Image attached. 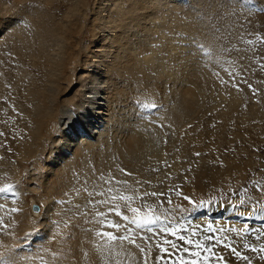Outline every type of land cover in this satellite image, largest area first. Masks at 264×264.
<instances>
[{
	"label": "bare ground",
	"instance_id": "bare-ground-1",
	"mask_svg": "<svg viewBox=\"0 0 264 264\" xmlns=\"http://www.w3.org/2000/svg\"><path fill=\"white\" fill-rule=\"evenodd\" d=\"M24 1L30 0H15L18 7L21 3L20 12H23V15L28 11ZM71 2L75 14L89 12L87 18L90 42L83 47L81 39L84 25L70 22L52 28L50 36L56 40V46L52 48L54 54L49 52L48 48L45 49L44 45L40 48L38 56L32 55L31 61L35 67L38 62L47 63L44 70L46 85L37 86L33 83L25 96L32 106L23 118L24 121L27 119L29 126H23L21 132H24L27 138L30 137V143H24L23 160L17 163L12 172L15 180L19 181L24 178V173L26 175L28 172L27 164L32 163L33 170L27 173L26 179L33 195L37 194L36 203H41L43 209L39 218L29 212V205L25 202L27 192L21 193L15 189L16 198L0 197V204L5 205L4 209H0V216H3L5 223L9 225L7 234L0 232V253L5 255L9 264H40L39 260H33L32 257L40 255L38 249L41 248L47 249L43 253L45 264H115L114 260L108 259L102 242L94 237L95 231L99 229L96 213H107L112 206L111 203L100 204L99 201H108L110 195L139 197L145 189L155 192V185H160L167 177L171 178L183 172L181 170L184 169L185 160L182 164L179 162L184 158L182 155L189 145H193V152L203 153L205 149L208 150L210 146L205 145L207 138L204 136V127L196 122L200 98L197 90H207L211 83L217 81L218 76L219 79H226L227 74L229 76L228 71H234V68L216 65L219 54L216 55V45L214 46L212 37L207 34L202 21L193 17L185 19L182 16L178 21L181 23L171 29L158 22L161 20L158 8L160 2L170 12L171 6L166 0H128L129 8H118L113 14H110L112 10L108 0H94L92 7L88 0ZM262 3L264 6V0ZM45 4L51 6L52 1L47 0ZM173 6L172 11L176 7ZM191 7L192 4L188 2L185 14H191ZM19 9L15 8V11ZM7 13L8 10L6 15ZM1 16L3 17L2 14ZM13 16H9L8 20L0 18V35L8 30L7 21H11ZM72 16H68V19ZM154 30L164 37H169L159 43V50L155 46L149 50L145 45V42H150L147 45L154 43V34L150 35ZM193 40L204 48L211 49L213 59L206 58L195 46H185ZM13 42V49L19 53L30 47L27 40L20 41L15 38ZM161 45L164 46L162 51ZM200 56L201 58H198ZM210 65H214V70L218 68L219 71L214 72ZM147 66H150L151 70L147 69ZM81 72H86L87 75H81ZM149 72L156 74V81L153 83L149 82ZM115 74H118L119 78ZM133 77H142L141 85L131 83L127 87L123 80ZM224 83L227 85L229 82ZM219 86L223 88L222 84ZM146 101L155 103L158 109L150 120L142 119L144 113L139 108V105ZM234 103L238 109L237 100ZM150 121H160L166 127L157 128ZM216 126L214 133L218 134V139L221 140L228 127L226 124ZM166 130L169 135L164 137ZM165 138H168V142ZM177 146L182 149L176 151V160L166 163L168 158L165 156ZM180 150H184L183 154ZM152 160L160 161L161 163H158L163 164L162 170L156 172L158 168ZM1 164L7 165L4 161H1ZM234 167L225 166L224 174L230 175L233 169L236 180H243L241 172ZM120 169L131 175H126ZM101 175L103 180L100 179ZM206 178L211 181L210 184L205 182ZM185 180V192L194 193L201 199L208 187L215 186L217 180L224 185L228 184L222 176L217 179L215 173L212 175L207 164L193 168ZM115 181H126L127 185L116 184ZM137 181L140 183L137 184ZM146 181L148 183H145ZM109 188L112 189L111 192H108ZM100 192L104 195H98ZM90 200L97 202V206L89 208ZM116 203L120 204L125 215L132 216L126 213L123 201ZM175 204L185 208L191 207L182 198L173 200V205L163 208L168 210ZM133 205L134 202L132 207ZM13 207L17 208L18 212L10 213L9 210ZM211 212L207 216L235 217L231 221L233 225L237 221H245V224L250 221L245 210H233L227 205L218 204L217 209ZM239 212H244L245 216L240 217ZM174 213L180 216L182 214L179 210ZM189 214L181 219L186 226H189L188 221L197 216V213L192 216ZM108 218L120 224L125 223L114 213H110ZM263 220L257 218L255 221ZM57 224L58 228L55 227ZM241 228L243 225L236 229ZM213 229H219L216 221ZM227 229H231V225L225 228L226 231ZM54 232L58 235L50 239ZM214 233L218 235L217 231ZM125 250L130 255L126 259L123 255L118 259L122 260L123 264H137L140 259L139 251L127 244ZM52 253L57 254L56 259H53Z\"/></svg>",
	"mask_w": 264,
	"mask_h": 264
},
{
	"label": "rangeland",
	"instance_id": "rangeland-1",
	"mask_svg": "<svg viewBox=\"0 0 264 264\" xmlns=\"http://www.w3.org/2000/svg\"><path fill=\"white\" fill-rule=\"evenodd\" d=\"M30 1H24L27 3V10L29 11L26 13H29V16L26 17V14L23 15V12H20L22 9L21 3L18 7V5L15 4V0H0V18L8 20L10 19L9 16L14 15L11 17L10 23L7 21L8 30L0 35V73L2 74H0V79L2 78V81L0 80L2 83H0V134H2L0 135V186L12 184L15 185V189L21 193L27 192L25 195V202L29 205V212L32 213L33 216L38 215L39 218L43 208L40 206L41 203H36L37 194L33 195V191L30 190L26 179L28 178L26 177L28 175L27 173L33 170L32 163L30 162L27 164L28 172H26V175L24 173V178H21L19 181L15 180V175L13 173L17 163H21L20 160L22 159L24 143H30L28 140L30 137L27 138V135L21 132L23 126H29L27 125V119L24 121L23 118L31 110L32 106L28 103L25 96H27V91L33 86V83L34 85L37 84V86L46 85L44 70L47 63L46 61L38 62L36 63L37 67H35L31 61L33 60L32 55L38 56L40 48L44 47V45H46L45 49L48 48L47 50L54 54L52 51H54L53 46H56V40L53 37L51 38L50 32L52 28L67 25L70 22L84 25L81 42L83 47L89 45V23L87 18L89 12L75 14L73 12L74 7L71 0H51V6L45 4L47 0ZM166 1L168 2V0ZM188 2L192 4L191 14H185L187 12L185 6ZM262 2L263 0H243V3L237 4V0H186L185 2H179L180 6L175 5L174 11H172V7L174 6L169 3L168 4L171 6V8L169 7L170 12L161 2L158 7L161 14V20L158 22L167 25L166 27L169 29L176 28V26L181 23L178 21L182 16L185 19L193 17V19L202 21L208 31L207 34L212 37L214 46L216 45L215 49L217 50L214 49L217 53L216 55L219 54L218 63H216V65L224 68H226V66L234 68V71L228 69L230 72L232 71L231 77L227 74L226 79H219L220 76H218L217 81L211 83V87L207 90H197L200 98L196 122L202 126V128L204 127V136L207 138V143L205 142V145L210 146V148L208 150L205 149L203 153L199 151L193 152V145H189L187 149H185L186 152L180 150L182 152L181 154L184 152L182 155L184 158L179 162L182 164L183 160H185L183 162L185 165L184 169L181 170L183 172L171 178L167 177L160 185H155L157 189H155V192H161L164 193V195L159 197H143V201L147 204H156L159 206V203L163 201V207L166 208L168 206L167 199L169 195H171L174 201L182 199L183 195H187L190 199L198 203L201 198L196 197L194 193L187 194L184 188L186 183L185 179L189 176L193 168L196 169L198 165L203 166V164H207L212 175L215 173L217 179L218 176H222L224 181L228 182V184L224 185L221 181L217 180L215 186L208 187L206 194L202 197L203 200L214 199L217 201L215 205L210 207V209L213 208L211 210L209 209L207 213L202 209L196 214L197 216L192 219L193 221L191 220L192 223L190 225L187 223L189 226L184 225L185 222L181 220L182 217L188 216L187 213H182L181 216L175 213L170 214V219H172L173 223L178 221L187 228L197 229V236L192 237L194 241L203 240L205 235L213 236L212 241H204V243L208 247H211L213 252L217 255L220 253L221 256H224L226 260L224 262L213 260L212 264H264V260L261 259V256H264V252L252 251L253 247L256 248L257 246L259 248L261 244H264V233H261V237L258 238V232L264 229V220L256 222L255 220L258 217L250 219V221H248L249 233L246 236H238L236 232L226 231L225 228L229 225H231V228L244 226L245 221L244 223H240L237 221L239 219H235L238 225L237 223L233 225L231 221H233L235 217L226 218L221 217V215L218 217L212 215L207 216L209 212L217 209L218 204H220V206H231L232 204L240 205L241 199L245 201V204L240 205L238 209L245 210V212L250 211L253 206L259 207V204H264V67H261V65H264V42L257 40L258 36L264 38V6ZM88 4L91 7L94 6V0H88ZM108 4L112 10L110 14L116 12L118 8L123 7L124 9V7L129 8L130 6L128 0H108ZM15 8L17 10L20 9L19 11L16 10V12ZM6 10L9 12L7 15ZM68 16L72 17L68 19ZM152 34H154L153 37L155 39L154 43H152L153 47L152 45H147L150 42H145V45L149 50L154 48V46L159 50V43H163L169 37H164L159 32L157 33L156 30L150 32V35ZM15 38L20 39V41L27 40L30 44L28 46L32 47V49L30 50L29 47V50L25 49L21 53L17 52L16 49H13V41ZM248 41H252V43H248ZM48 43H51L50 46ZM196 44L200 45L199 42ZM188 45H191V43ZM163 48L164 46L161 45V51ZM198 58H201V56ZM157 59H159V56ZM210 66L214 72L219 71L218 68L214 70V65ZM147 69L151 70V67L147 66ZM151 72H149V82L153 83L156 81V74H152ZM115 76L119 78L118 74H115ZM141 78L142 77H133L125 79L123 82L126 83L127 87H129L131 83L139 86L142 83ZM227 79L228 81H226ZM220 80L226 82V84L229 82L230 85L228 83L227 85L229 86H227ZM221 84L222 86L225 85V87L223 86V88H221L219 86ZM249 85H251V88ZM253 89L256 90L255 94L253 93ZM235 100H237L238 109L235 106ZM159 122L160 121H156V124L162 123ZM107 123L108 121L106 118V124ZM218 124H226L228 127L226 132L222 135L221 140L218 139L219 135L214 133V129ZM167 135L169 134L166 130L164 137ZM165 139L168 142V138ZM180 147L181 146H177L175 149L173 148V151L172 149L169 150L168 154L165 156L168 158L166 159V163H169L170 160H176L178 156L177 152ZM197 153L199 155H197ZM153 160L152 163H155L157 166L156 168H158L156 172L162 170L161 165L163 164H160V161H158L160 162L158 163ZM1 161L6 162L7 165H2ZM223 164L225 166H235L234 168H237V170L241 172L243 180H236L237 177L233 169L230 171L231 174L227 175V177L224 174L225 166ZM92 168L94 169V167ZM205 182L210 184L209 182L211 181L206 178ZM148 191L153 192L150 189H145L144 192ZM176 191H180L182 195L177 197L175 195ZM140 195L139 197H135L133 201L135 205H133V207H137L146 212L148 209L143 207ZM23 201L22 203L24 204ZM36 206H39L38 212L34 211V207ZM125 211L127 214L132 215L127 209H125ZM189 216H192V214L190 213ZM216 219L221 222H218ZM215 221L219 224L218 230L223 229L221 234V231H217L218 235L215 234L216 232L209 233L207 231L206 225L210 222L214 225ZM35 228L34 226V231L37 230V228ZM164 238L163 236L159 237L161 240ZM166 238L175 241L180 245L181 249L183 247H188L176 237L168 236ZM217 239L221 241L219 244L216 243ZM244 244H248L250 247L245 248ZM225 245H230V247H225ZM233 247L236 248L241 255L248 256L249 260H239L231 252V248ZM158 254L159 249L153 247L152 260H150L149 264H153ZM139 255L140 253L138 252V257L140 259L138 258L137 264H141L142 262V257Z\"/></svg>",
	"mask_w": 264,
	"mask_h": 264
},
{
	"label": "snow or ice",
	"instance_id": "snow-or-ice-1",
	"mask_svg": "<svg viewBox=\"0 0 264 264\" xmlns=\"http://www.w3.org/2000/svg\"><path fill=\"white\" fill-rule=\"evenodd\" d=\"M169 4L180 6L178 0H168ZM243 3V0H237V4ZM257 40L260 42H264V38L257 37ZM248 43H252V41H248ZM185 46H195L198 51L203 52L204 56L208 59H213V53L211 49L204 48L202 44L197 45L196 41L193 40L191 45ZM264 67V65H261ZM81 75H87L86 72H81ZM219 75V73H216ZM231 76L232 73L229 72ZM223 83V81H222ZM235 86V85H234ZM251 88V85H249ZM256 90L253 89V93L255 94ZM140 110L144 113L142 119L150 120V117L156 114L158 111L155 103L144 102L139 105ZM155 124L156 127L163 128L164 125L156 124L155 121H150ZM2 135V134H0ZM197 155H199L197 153ZM121 172H125L124 169H120ZM126 175H131V173L125 172ZM103 180V175L100 177ZM116 184L127 185L126 181H115ZM140 181H137L139 184ZM145 183H148L147 181ZM15 185L6 184L4 186H0V197L7 199L9 196L16 198L17 192L15 190ZM112 189L109 188L108 192H111ZM91 196L92 194L89 193ZM98 195L103 196L104 193L100 192ZM164 195L161 192H144L140 195V199L143 203V207L148 209V211H142L141 209L132 207V203L135 199L134 196L131 195H110L108 201L101 200L100 204L111 203V207L108 209L107 213L97 212L96 213V222L99 224V229H97L94 233V237L97 241L102 242V247L108 254L109 260H114L115 264H123V261L118 259L122 255L127 258L130 253H127L125 250V244L128 246L136 248L142 257L141 264H149L150 260H152V250L153 247L159 249V254L155 258L153 264H212L213 260L217 262H224L226 258L221 255H217L213 252L211 247H208L204 241H212L213 236L205 235L203 240L194 241L192 237L197 236V229L195 228H187L184 225L180 224L178 221L173 223L172 219H170V214L174 213L176 210H179L181 213H191L195 214L200 212L202 209L207 211L211 206L215 205L217 201L213 200H203L201 199L198 203L190 199L187 195H183V200L187 201L191 206L190 208L182 207L179 204H175L168 210L163 208V201L159 203V206L154 204H147L143 201V197H159ZM175 195L180 197L182 193L180 191H176ZM116 201H123L124 207L127 211L132 213V216L125 215L124 212L121 211V206ZM15 202V201H14ZM62 203V202H59ZM168 205H173V200L171 195L168 196L167 199ZM245 201L243 199L240 200V205H244ZM240 205L232 204V209H238ZM89 208H94L97 206V202L90 200L88 202ZM5 205L0 204V209H4ZM159 207V210H158ZM34 211H39V206L34 207ZM10 213L18 212V209L13 207L9 210ZM110 213H114L117 217H120L124 224L117 223L108 218ZM240 217H244V212L238 213ZM253 216H256L260 219H264V204H259V207L253 206L250 211L247 212V218L251 219ZM192 221H188L190 225ZM55 227H59L57 224ZM199 227V226H198ZM9 225L5 223L3 216H0V232L7 234ZM111 229V231L105 230ZM213 229V223L210 222L207 225V231L209 233L214 231H222ZM227 231L236 232L238 236L247 235L249 233V225L244 224L243 228L236 229L231 228L227 229ZM187 233V234H185ZM261 233H264V229L258 232V238L261 237ZM32 235V234H29ZM58 233H52L49 237L50 239H54ZM160 236L165 237L164 239H159ZM172 236L176 237L179 241H182L184 245L188 247H183L181 249L180 245L175 241L168 240L166 237ZM221 241L219 239L216 240V243L219 244ZM225 247H230V245H225ZM245 248H249L250 245L244 244ZM47 249H38L40 255L32 257L33 260H39L40 264H45L44 255ZM252 251L256 252H264V244H261L259 248H252ZM231 252L242 261H248L249 257L245 255H241L236 248H231ZM85 255H88L85 253ZM53 259L57 258L56 253H52ZM261 259L264 260V256H261ZM0 264H9L8 259L4 254L0 253ZM14 264V262H13Z\"/></svg>",
	"mask_w": 264,
	"mask_h": 264
}]
</instances>
